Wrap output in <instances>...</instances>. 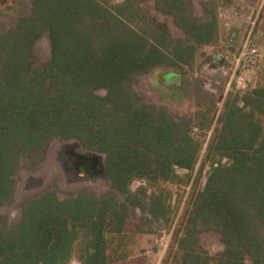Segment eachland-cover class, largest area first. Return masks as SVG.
<instances>
[{
	"label": "trees",
	"instance_id": "16d2710c",
	"mask_svg": "<svg viewBox=\"0 0 264 264\" xmlns=\"http://www.w3.org/2000/svg\"><path fill=\"white\" fill-rule=\"evenodd\" d=\"M193 11V0H31L29 15L0 33V210L21 163L40 164L53 141L104 156L110 181L100 197L49 187L23 204L14 226L0 214V264L126 261L138 244L128 222L141 212L169 224V187L195 188L204 164V186L164 262L264 264V87L229 99L207 143L212 108L177 117L133 89L155 70L192 67L197 48L218 44L216 4ZM44 35L50 59L38 68L33 46ZM205 232L220 235L221 253L199 247Z\"/></svg>",
	"mask_w": 264,
	"mask_h": 264
},
{
	"label": "rangeland",
	"instance_id": "374dc122",
	"mask_svg": "<svg viewBox=\"0 0 264 264\" xmlns=\"http://www.w3.org/2000/svg\"><path fill=\"white\" fill-rule=\"evenodd\" d=\"M115 3L121 0H112ZM211 1L216 4L219 16L220 39L213 47H199L196 50L194 65L182 66L172 70H155L137 79L133 89L143 98L144 102L166 108L177 117H193L200 107L207 105L212 108L214 122L211 131L206 136L208 142L211 133L219 126L226 102L241 99L245 93L254 87H264V0H193L194 14L202 15V5ZM31 0H0V33L14 28L20 19L29 15ZM151 11L160 20L165 21L175 38L183 35L173 26L167 16ZM33 54L37 59L36 67H41L50 59V49L47 36L44 35L33 46ZM222 55L228 62L229 70L219 68L217 74L212 73L217 56ZM226 74H222V73ZM169 73L180 74L182 80L178 86L165 84L164 77ZM198 138L200 132L193 131ZM64 143L75 141H53L42 162L32 168H27L22 162L15 177V191L12 202L4 205L0 214L9 226L16 225L21 218L22 206L30 198L49 187H55L62 193L85 191L95 196H102L110 190V181L106 173L94 181L75 179L64 171L57 160V154ZM78 144V143H77ZM79 145V144H78ZM204 154V150L203 153ZM103 162H104V156ZM202 157L198 166L202 165ZM209 165L204 164L201 180L195 188H172L173 216L171 222L154 221L141 212L128 222L126 233L135 236L136 254L126 261L115 264H168L164 257L172 246L174 239L182 236V221L186 219L187 209L191 206L197 192L203 188ZM142 186L133 183L132 190ZM180 227V231L176 232ZM199 247L210 256L223 251L220 235L205 232L199 236ZM71 264H79L74 260Z\"/></svg>",
	"mask_w": 264,
	"mask_h": 264
},
{
	"label": "flooded vegetation",
	"instance_id": "af4514ba",
	"mask_svg": "<svg viewBox=\"0 0 264 264\" xmlns=\"http://www.w3.org/2000/svg\"><path fill=\"white\" fill-rule=\"evenodd\" d=\"M228 62L224 60L222 55L217 56L215 59V67L212 70V73L217 74L219 72V68H224L227 72L229 70V66H227ZM222 74H226L225 72ZM60 151L57 154V160L61 167H63L64 171L74 176L75 179L86 180L82 175H79L75 169L77 168V161L80 156H88L93 154L86 150H83L80 145L77 143H64ZM99 161L94 166L92 170V174L94 176V180L98 178H102L105 175L104 162L101 155H98ZM84 171V169H82ZM87 181V180H86Z\"/></svg>",
	"mask_w": 264,
	"mask_h": 264
},
{
	"label": "water",
	"instance_id": "95a60500",
	"mask_svg": "<svg viewBox=\"0 0 264 264\" xmlns=\"http://www.w3.org/2000/svg\"><path fill=\"white\" fill-rule=\"evenodd\" d=\"M164 80L165 84L169 86H178L182 80V76L180 74L169 73L164 77ZM97 161H99V158L96 153L90 154L88 156H80L77 161L78 165L75 171L79 175H82L86 180L94 181L92 170L97 164ZM82 169H84V171Z\"/></svg>",
	"mask_w": 264,
	"mask_h": 264
}]
</instances>
